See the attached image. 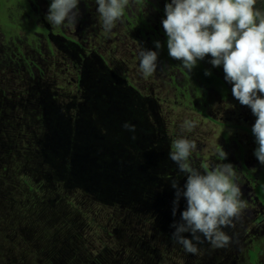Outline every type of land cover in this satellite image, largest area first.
I'll list each match as a JSON object with an SVG mask.
<instances>
[{
    "label": "rangeland",
    "instance_id": "374dc122",
    "mask_svg": "<svg viewBox=\"0 0 264 264\" xmlns=\"http://www.w3.org/2000/svg\"><path fill=\"white\" fill-rule=\"evenodd\" d=\"M21 1L28 3L30 0ZM36 1L42 8L45 7V0ZM165 4L166 0H128L121 19L110 32H106L95 0H85L78 6L80 15L77 25L66 33L70 39L80 42L83 48L56 34L51 35L52 42L50 35L47 37L43 33H33L32 40L27 41L40 52L36 51L37 62L46 70L44 80L49 85L50 95L47 96L49 103L46 102V110L40 103L34 108L28 107L24 112L18 110L14 113L17 117H12L8 104L5 111L0 112V127L4 132L20 120L28 130V134H21L19 129L17 136L6 133V139L12 142L9 145L0 143V167L7 163L12 169L8 170L10 178L2 176L0 172V264H70L66 258L62 262L65 238L72 228L69 220L73 217L68 216L66 201L59 206L58 203L52 204L49 193H43L44 197L36 192L30 194L25 185H28L26 180L29 179L34 182L30 183L34 191L44 182L56 187V183L50 181L47 163L40 165L36 160L34 164L28 163L29 149H33L35 157H38L39 151L41 155L44 154L43 147L50 146V157L62 160L60 170L69 172L71 160L64 156L75 153L81 147L72 129L77 124L87 137L93 138L97 133L100 143L93 150L109 156V161L115 164L126 158L129 161L144 159L148 163L154 159L155 162L164 160L160 156L169 153L172 141L185 136L197 145L190 157L191 167L204 172L206 167L214 170L222 163L233 164V179L241 188L240 198L246 206L239 217L234 218L233 225L223 228L231 238L226 247L213 248L201 237L203 242L198 244L200 251L193 255L185 252L175 239L173 241L172 234L164 226L160 227L154 211L140 209L130 213L127 210L121 222V216L117 219L115 214L118 210L109 208V215L102 209L98 216V210L94 211V208L99 205L91 202L84 207L85 214L89 213L91 217L90 226L86 227L87 230L82 228L79 231V228L75 231L69 242L70 248L74 246L75 250L80 251L77 257L69 258L74 260L73 264H264V219L258 221L264 214V205L252 200L256 197L253 190L255 180H260L264 185V166L254 156L257 145L251 132L256 117L248 106L241 105L234 98L231 84L225 81L228 87L225 95L221 89L212 86L204 92L200 91L193 81L192 72L168 55L167 37L160 28L165 17ZM255 7L264 12V0H257ZM31 17L35 18L33 15ZM139 17L153 24L158 31L156 35L149 28L144 33ZM7 18L11 19L9 15ZM5 20L4 17L0 18V22ZM39 25L47 26L45 22ZM26 27L34 30L35 26L29 24ZM5 38L0 29V43L4 45V50L7 49ZM156 41L162 44V48H155ZM142 48L159 52L157 70L150 77H144L139 70L138 54ZM29 55L32 56V53L29 52ZM210 59L209 55L199 62L209 65ZM210 66L224 79V72L219 70H223L222 66ZM11 69L12 66L5 69V74L0 73V102L4 101V82L13 79ZM17 78L14 77L11 85L27 83L29 74L25 72L19 80ZM202 95L204 99H201ZM5 97L6 100L17 98L11 93V88L10 95L5 94ZM200 107L206 110L208 116L200 112ZM86 109L91 114L89 119L84 114ZM5 114L8 117L4 118ZM20 115L29 118L22 119L18 117ZM124 116V120L138 130L137 118L140 116L141 132L132 140L125 141L126 148L119 147L118 153L104 143L107 137L104 133L119 125ZM185 119L196 121L192 131L182 130L181 124ZM2 136L4 133L0 134V139ZM38 136L41 137L39 144ZM18 140L20 145L23 141L27 143L24 152L26 159L17 151L15 142ZM125 149L127 156L122 154ZM222 150L227 153L225 160L219 154ZM101 164L105 163L99 162L97 165ZM74 166L76 170L80 169L75 174L80 176L79 179L88 176V169L82 170L83 167L78 164ZM40 169L43 173L33 176L35 179L29 175L31 171L37 173ZM106 172L118 173L116 168ZM11 173L16 176L11 177ZM182 175L186 177V173L182 172ZM6 178L5 183L3 180ZM14 178L16 181L13 185ZM128 186L134 187L135 183ZM48 203L58 207L52 210ZM181 213L177 217L181 218ZM147 217H152L151 224L146 221ZM76 221L86 223L83 216ZM57 222L59 225L55 227ZM26 228L31 231L25 232ZM184 235L191 238L190 233ZM142 240H148L144 246L152 251L153 259H156L153 263L138 256L141 254ZM256 248L259 251L256 260L252 261L249 251Z\"/></svg>",
    "mask_w": 264,
    "mask_h": 264
},
{
    "label": "clouds",
    "instance_id": "9594fccd",
    "mask_svg": "<svg viewBox=\"0 0 264 264\" xmlns=\"http://www.w3.org/2000/svg\"><path fill=\"white\" fill-rule=\"evenodd\" d=\"M81 0H50L46 20L51 26L75 27ZM103 28L110 32L123 15L128 0H95ZM257 0H166L162 26L167 37L168 55L181 62L191 72L206 56L213 67L222 66L224 79L241 105L248 106L256 117L251 132L257 147L254 156L264 166V12L256 8ZM155 48H162L159 41ZM139 70L150 77L158 67L159 52L142 48ZM210 70L205 75H211ZM124 127L134 132L135 125ZM196 121L185 119L182 130L192 131ZM196 142L185 136L172 141L169 159L180 172L186 173L183 187L172 181L176 189L173 216L181 197L186 208L179 221H174L172 233L185 252L196 255L201 237L213 248L226 247L230 236L223 230L233 225L246 206L241 200V188L234 182L232 163H222L214 170L201 173L189 161ZM223 160L227 153L220 151ZM190 233L191 238L184 235Z\"/></svg>",
    "mask_w": 264,
    "mask_h": 264
},
{
    "label": "trees",
    "instance_id": "16d2710c",
    "mask_svg": "<svg viewBox=\"0 0 264 264\" xmlns=\"http://www.w3.org/2000/svg\"><path fill=\"white\" fill-rule=\"evenodd\" d=\"M4 2H6V5L8 6L9 9L7 11L6 6L4 4L2 6V10H4L2 13L4 15L7 16L10 15L14 17L13 19H6V17L3 16L6 19L5 21H3L4 27L8 24H13L14 20L17 21L15 19L16 17H20V15H23L24 17H26V19L29 21L30 24H34L35 31L38 32L45 31V29L43 27H40L37 22L35 23V19L37 18V15L33 7L30 5V2L22 3L21 0L20 1L6 0ZM31 15H33L35 18L33 19ZM148 24L149 23H147V25ZM160 28L161 31L165 33V30H162L163 29L162 24L160 25ZM143 29H144L143 31L146 32L147 26L145 27L143 26ZM34 30H31L28 33V37H31L33 35ZM150 30H153L155 35L158 32L153 27V25H151ZM64 37L67 38V35H64ZM8 64L9 66H12L9 63V60L5 57V55H0V70L4 69V67L8 66ZM25 64L26 63H23L22 61L18 62L19 71L17 72V75H19V78L23 76V74H20V72L22 73L21 68L25 66ZM210 65L211 64L205 65L202 62H198L197 66L194 67L193 70H191L192 72L191 74L193 75V81L195 82L198 90L200 91L204 92L206 88L212 86L214 88L221 89L222 93L225 95L226 93H228V87L226 85V82L218 73L213 71V68ZM206 70H210L212 74L210 76L205 75ZM219 70L223 72L222 69ZM27 73L29 74V78H30L27 83H31V82L35 83V80L45 81L44 78L46 76V70L41 65L38 66V63H34V67L29 66ZM11 84H12L11 81L4 82V85H6V87H8L9 90H10L9 86H11ZM22 89L25 90L24 100H20V98L16 99L15 101L17 102L16 110L22 109L21 107H24L26 105L31 106L33 100L38 99L40 95V93H36L34 90L27 89V86L24 85H20V87L17 90L20 91ZM26 96L27 99H25ZM201 99H204L203 95L201 96ZM46 102L49 103L48 100ZM201 107H200V112L208 116L206 110ZM1 109H3V105H0V110ZM84 114L86 115L87 119L91 117V114L87 109L85 110ZM126 116L123 117V120H121V123L119 125H117L116 127H112L109 131L104 133L105 134L104 136L105 137L107 136L104 143L110 147H113L110 149H114L118 153L120 151L118 149L119 147L126 148L124 146L125 141H127L128 139L132 140V138L137 137L141 132L140 119H139L140 116L137 118V121L139 122V130L135 127L134 132L129 131L124 127V124L126 122L124 118ZM18 117L22 119L29 118L22 115ZM77 125H75V127H73L72 129L75 131V138L76 140L80 141L81 147L80 148L78 147V150L75 153L66 154L64 156L65 159L71 160V169L69 170V172L64 173L62 170H60V166L62 165V160H57L55 158L50 157L49 155L50 146L43 147L44 154L41 155L39 151L38 157H35V151L33 149L27 150V152L29 153L27 160H30V162L28 163L34 164L35 160L36 163L40 165L47 163V166L50 170L48 173L49 176H51L50 181L55 182L56 187L44 182L40 185L39 188L36 189V191H34L35 188L33 184H30L34 182L29 179L27 180L25 179L28 182V185H25V188L29 190L30 194L36 192L43 196V193L46 192L49 193L50 197L52 198L51 200L52 204L53 202L56 204L58 203V206L62 202L66 201L68 216H73L69 220L73 230L72 228H70L71 231L67 233L68 236H66L65 238V243H64L65 256H62V262L66 258V261L70 260L69 261L70 264H73L72 262H74V260L73 259L71 260L69 258L77 257L78 253L80 252L78 250H75L74 246L70 248L69 242L72 241V237L75 234V231H77L79 228H80L79 231H81L82 228H86L87 226H90L91 217L89 213L85 214L84 207L86 206L88 207V205L91 202H93V205L94 204L99 205L97 206L98 208H94V211L98 210L97 212L98 216L100 215V212H102V209H105L104 211L109 212L110 215L109 208L112 209L115 208L116 210H118L115 213L116 217L118 219L121 216L119 220L121 222H123L124 216L126 217L125 211L127 210L130 213L134 211H138L140 209H144L145 211L152 210L154 211V213H156V217H158V222L160 227L164 226V229L172 234L174 232V228L172 227V224L174 221L180 220V218L177 216L181 213L182 208L183 210L186 208V199L181 197L179 202V207L177 209V213L175 216H173L172 210L174 207L173 201L175 200L176 189L172 187L171 182L177 181L179 185L183 187L187 177H183L182 172L179 171L176 163H174L171 159H169V155H168L169 153L167 154L166 152L162 153L160 159H164V160H159L156 162L155 159L153 160V162L148 163L145 162L144 159L135 158L134 160L129 161L128 158H126L123 162H119L115 164L109 161V156L106 157L104 153L100 152L98 154L99 151L93 150L95 145L100 143L99 136L97 135V133H95L93 138L87 137L81 132L79 125L78 126ZM19 129L21 130L20 132L21 134L23 133L28 134V130H26V125L23 123V120H20L19 122L15 123L13 126L9 127L5 131L4 134L5 139L7 138L6 133L11 134V136H17ZM58 132L59 131H56V133ZM42 133L40 136H42ZM40 136H38L39 137L37 142L38 144L41 140ZM140 138L142 139V134L140 135ZM109 139H111L110 143H109ZM1 142L2 144H4L2 139H0V143ZM11 142L12 141L10 140L9 144ZM119 142H122L123 144H118ZM130 144H132V141L130 142ZM15 145L16 147H18L17 151L22 153V158L26 159L24 156V152L26 151L25 146H27V143L23 141L22 145H20L18 140L15 142ZM124 153H122L123 156H127L126 155L127 149H125ZM13 154L15 153L13 152ZM133 156L137 157V155H133ZM99 162H103L105 164L97 165ZM74 164H78L82 166L83 167L82 170L88 169V176L86 178L82 176L83 178L79 179L80 176L75 174L77 173V170L80 169L76 170ZM69 165H68V169H69ZM20 167L23 166L20 165ZM114 168L117 169L118 173L107 174L106 171H112ZM204 169H205L204 172L203 171L200 172L205 173L207 171L212 170L209 169L208 167ZM8 170H12L10 168V165L7 163L6 164L3 163L2 167H0V172L2 173V176L6 175L7 178H10L8 177V175H10V172H8ZM42 173L43 170L40 169L39 171H37V173H33L31 171L29 175H31L32 178L35 179V177L33 176H39ZM12 176H16V175L11 173V177ZM7 178L4 179L3 182L6 183ZM15 181H16L15 178L12 179L13 185ZM5 183H3L4 187H5ZM134 183H135L134 187L128 186ZM52 204L51 205L49 204L52 210L58 207V206L55 207ZM3 205H4V201H2V206ZM67 209L65 210L67 211ZM2 216L4 217L5 214H3ZM82 216L86 219V223H83V221L80 222L76 221L78 217L81 220ZM150 220H153L152 217H147L146 221L149 224H151ZM106 222L107 221L102 223H106ZM112 222H116V221H112ZM168 222L170 223L169 225H167ZM154 224L155 221L153 222L152 225ZM57 225H59V222L55 224V227ZM28 230L31 231L29 228H26L25 232ZM171 239L174 241L173 237ZM141 242H143L141 244V254H139L138 256L142 257L143 260L148 263H153L154 261H156L155 258H154L155 260L153 259L152 251H149V248L147 246H144V244L148 243V240H142ZM256 254L257 251L255 250L251 251L250 257L252 258V261L256 260Z\"/></svg>",
    "mask_w": 264,
    "mask_h": 264
},
{
    "label": "flooded vegetation",
    "instance_id": "af4514ba",
    "mask_svg": "<svg viewBox=\"0 0 264 264\" xmlns=\"http://www.w3.org/2000/svg\"><path fill=\"white\" fill-rule=\"evenodd\" d=\"M4 1H6V0H3V1L0 0V18L4 16V17H6V19H8L7 18L8 16L4 15L2 13L4 11V10H2V6L4 4L6 6L7 11L9 9L8 6L6 5V2H4ZM82 1L85 2V0H81V2ZM29 2H30V5L33 7V9H34V11H35V13L37 15V18L35 19V23L37 22L38 25H39V24H42L43 22H45L47 24V26H40L39 25L40 27H43L45 29L44 32H38V31L34 30L33 33H35V34L36 33H43L47 37L50 35V39H51V42H52V40H53V37L51 36L52 34H56V36L64 37V35H67L66 33L69 30H73L74 29L73 27H65V26L54 27V26H51L49 24V22L46 20V15L48 13L50 0L43 1V4L45 5V7H43V8L41 7V5L36 0H30ZM44 8H45V10H44V12H42ZM154 10L158 11L156 9H154ZM10 17H11V19L14 18L12 16H10ZM15 19L18 22L14 20L13 24H8L5 27L3 26V22H0V29L3 31V33H4L5 37H6L5 38L6 42H7V49L6 50H4L5 49L4 45L2 43H0V55H5V57L9 60V63L12 65V69H11L10 72L12 73V78L13 79H14V77H16V78L18 77L19 78V75H17V72L19 71V69H18V62L19 61H22L23 63H26L25 66H23L21 68L22 73L20 72V74H23V73L28 71L29 66L30 67H34V63H38L37 62V57H36V51L40 54V52H39V50L37 48L35 49V48L31 47L30 44L27 43V41L29 39L31 41L32 38H33V37H28V33L31 30L29 28H27L26 26L30 24L29 21L23 15H20V17H16ZM138 21H140V23L143 24L144 27L147 26V28L148 27H149V29L151 28V24L147 25V21L141 19L140 17H139ZM22 23H24V24H22ZM15 24H17L18 26L15 25ZM159 24H158V26H159ZM158 26L156 28H158ZM144 33H147V31L144 32ZM64 38H66V37H64ZM66 39L69 40V41H72L74 43H78V46L81 47V48L84 47L77 40L70 39L68 37V35H67ZM10 40H11V45H9L10 44ZM13 44H15V45H14V48L12 50V45ZM50 46H51V44H50ZM28 49H29V51H28ZM50 49L52 50V47ZM29 52L32 53V56L29 55ZM5 63H7V62H5ZM39 65L40 64L38 63V66ZM8 66H9V64H8ZM8 66H5L4 69L0 70V73L5 74V69H7ZM18 78H17V80H18ZM13 79H11L12 83H13ZM21 85L27 86V89L34 90L36 93H40V95H39L38 99L33 100V102L31 103L32 104L31 106H27L26 105L24 107H21L22 109H17V110H22L21 112H24L27 109H29L28 107L34 108L35 106H38L40 103L42 105L43 110H46V101L49 100V98L47 96L50 95V91H49L50 88H49V85H47V82L46 81H42V80H38V81L35 80V83L31 82V83H24V84H21ZM9 87L11 88V93L14 96H17V98H20V100H24L25 90L24 89H22L20 91L17 90L20 87V84L19 85H11ZM2 91H3L2 92V97H3L4 101L0 102V105H3V109H1L0 112L2 110L5 111L6 105L9 104L11 107H7V108L9 109V113L10 114L8 112L7 113L10 116H12V117H16V115L14 113L17 111L16 110V106H17L16 103L17 102H15L17 98L14 99V100H6L5 94L6 95H10V90L8 89V87H6V85H4V88L2 89ZM44 92H46V94H44ZM25 99H27V96H26ZM44 99H46V100L43 101ZM8 114H5L4 118L8 117ZM3 133L5 134L3 127H0V134L2 135ZM4 139H5V135H4ZM4 139H3V136H2L3 143L6 144V145H9V140H7V139L4 140ZM259 181L260 180H255V182L253 183L254 184L253 190H254V193H255L256 197H253L252 200L254 202L260 201L264 205V186H262L261 182H259ZM262 183H264V182H262ZM263 219H264V214L260 217V219L258 221L261 222V220H263ZM251 251L252 250L249 251L250 252L249 256L251 254ZM255 251L258 252L259 249L256 248Z\"/></svg>",
    "mask_w": 264,
    "mask_h": 264
}]
</instances>
